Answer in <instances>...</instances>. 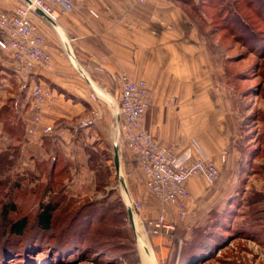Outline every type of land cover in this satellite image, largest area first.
<instances>
[{
	"label": "rangeland",
	"instance_id": "obj_1",
	"mask_svg": "<svg viewBox=\"0 0 264 264\" xmlns=\"http://www.w3.org/2000/svg\"><path fill=\"white\" fill-rule=\"evenodd\" d=\"M199 3L202 5H198L201 8L197 15L201 32L207 36L213 90L220 97L221 105L214 113V127L229 128L233 138L225 149L226 161L223 163L219 158L218 179L208 183L199 177L192 178L200 181V192L193 196L189 192L193 207L189 205L185 220L178 221L176 213L172 218L166 213L167 223L173 224L174 230L152 234L149 224L158 217L159 204L143 181L132 182L133 177L128 176L127 166L136 168V162L118 138V123L112 106L95 97L96 104L86 116L97 112L99 118L94 125L79 128L75 134L82 133L88 141L92 134L93 137L102 134L100 139H91L87 158L80 154L85 142L78 143L80 150L71 149V157L75 159L73 170L56 178L46 177V173L43 177H32L23 170V159H16L9 173L0 176V207L15 202L27 209L32 206L34 210L36 198L45 192L43 202L54 203L56 211L54 229L44 238L58 242L42 253L43 234L32 231L37 234V242L32 245L23 239L19 248L11 252L13 260L9 262L8 257L0 256V264H144L138 243L141 232L157 264H188L183 262L184 254L195 243L207 241L206 234L217 240L216 248L210 250V257L204 261L189 264H264V59H261L264 54V12L261 11L264 0H199ZM7 106L11 108L10 104ZM33 111L27 125L22 123L20 127L28 136H31L28 127L35 114L34 108ZM13 116L5 117L8 126L14 125L16 118ZM209 135L213 138L211 133ZM216 137L218 141L219 135ZM114 145L119 146L120 174L113 166ZM83 160L88 161V175L87 169L80 167ZM49 167L50 160L42 169L47 171ZM77 174L83 177L78 178ZM76 177L77 181H73ZM138 191L144 199L136 193ZM131 202L139 205V210L132 212V219L133 214L138 216L139 233L127 216L126 205ZM89 205H93L91 210H88ZM121 207L125 216H121L120 221L118 211ZM1 217L0 212V253L2 248H8L13 241L19 244L22 239L8 235V221ZM219 217L228 222L223 231L215 227ZM9 220L11 222V217ZM101 220L103 224H99ZM72 240L84 245L85 250H74ZM63 242H70V245L61 246ZM27 246L30 248H25Z\"/></svg>",
	"mask_w": 264,
	"mask_h": 264
},
{
	"label": "crops",
	"instance_id": "obj_2",
	"mask_svg": "<svg viewBox=\"0 0 264 264\" xmlns=\"http://www.w3.org/2000/svg\"><path fill=\"white\" fill-rule=\"evenodd\" d=\"M19 2L0 0V10L11 11ZM199 4V0H147L143 4L137 0H88L73 12L58 14L52 23L33 12L30 20L44 37L51 64H36L23 79L10 55L0 51V108L10 104L16 114L11 134L5 133L0 123V152L17 147L23 170L36 177L42 161L50 160L51 166L62 160L73 170L71 149L78 151V143L85 142L80 154L87 158L91 139H100L102 134H92L90 141L82 133L75 134L78 121L95 106V97L109 103L116 116L119 76L125 74L133 80L143 79L150 89L153 103L144 127L151 137L181 159L207 157L217 166L221 152L229 148L233 138L229 128L214 127V113L221 105L213 90L207 36L201 32L196 12ZM36 85L48 87L52 98L49 106L40 110L39 133L28 136L18 127L31 119V90ZM115 122L119 123L116 117ZM47 126L55 132H40ZM87 164L84 160L80 164L81 169H87L86 175ZM119 167L121 170V160ZM127 168L132 182L139 179L145 185L137 166L139 171L133 165ZM199 185L197 178L187 182L192 196L199 194ZM140 196L143 198L142 193ZM192 196L188 208L193 207ZM175 211L169 207L168 217ZM141 216L145 218V214Z\"/></svg>",
	"mask_w": 264,
	"mask_h": 264
},
{
	"label": "built area",
	"instance_id": "obj_3",
	"mask_svg": "<svg viewBox=\"0 0 264 264\" xmlns=\"http://www.w3.org/2000/svg\"><path fill=\"white\" fill-rule=\"evenodd\" d=\"M88 0H20V4L11 11L0 10V51L8 53L15 63V71L23 79L31 73L36 64L49 67L51 56L45 49L44 37L37 26L30 20L34 10H40L52 21L57 15H65L85 5ZM147 0H137L143 4ZM92 17L97 14L88 9ZM119 99L116 110L118 120V138L124 143L132 155L137 167L143 174L145 185L150 195L158 202L160 210L154 223L149 224V231L158 235L174 230L173 224H168L166 213L168 207H175L176 218L183 221L188 215L190 194L187 189L189 179L199 177L208 183H214L219 177L217 166L207 157L184 159L178 157L173 149L157 143L144 127L147 110L152 106V97L147 83L143 79L133 80L121 74L119 76ZM94 97V96H92ZM31 100L35 114L28 134L36 136L39 133L41 116L40 108L49 106L51 90L42 85H36L31 90ZM172 105L171 102H169ZM99 114L90 113L82 118L79 128H88L95 124ZM43 134L55 132L51 126L43 127ZM227 152L223 150L221 162L226 161ZM132 204V205H131ZM126 205L137 211L139 205L135 202Z\"/></svg>",
	"mask_w": 264,
	"mask_h": 264
},
{
	"label": "trees",
	"instance_id": "obj_4",
	"mask_svg": "<svg viewBox=\"0 0 264 264\" xmlns=\"http://www.w3.org/2000/svg\"><path fill=\"white\" fill-rule=\"evenodd\" d=\"M201 5L197 6L196 12H199V8H201ZM261 9H262V7H261ZM261 11L264 12V8ZM261 59H264V54L261 56ZM12 112H13L12 109L9 106H7L6 104L0 108V123L2 125V130H4V132L7 134H11L13 132V128H14L13 126H8V124L6 123L8 116L14 115V113L12 114ZM6 116H7V118H5ZM14 117H15V115L13 116V118ZM21 125H20V127H21ZM20 127H18V128H20ZM18 158H19V151H18L17 147L16 148L12 147L8 150L1 151L0 152V176H2V175L6 176V174L9 173V170H11L13 168V166H15L16 159H18ZM44 164H45V162L42 161L37 165V169H36L37 173L36 174L38 175V177H43V176H45V173H46V177H49V178L55 177L56 178V177L62 176L61 174L64 175V174H68V172H69V170H68L69 165L67 163L64 164V162L62 160L55 161L49 167V170L47 169V171H43V169H42L44 167ZM29 175L32 177H36L32 173H29ZM47 189H49V187L46 185V190ZM44 194H45V192L40 194L41 197L36 198L37 203H36V207L34 210H33L32 206H31V209L29 207L27 209L26 206H23V205L18 206L19 204L17 205L15 202H10V203L4 204L0 207V212L2 213L1 220L5 219L6 221H8V223H7L8 235L12 236V238L13 237L14 238H18V237L22 238L19 241V244L17 243V241H13L14 243L9 245L8 248H6V249L2 248L0 256H2L3 258L8 257L9 262L13 260V255L11 252L13 250H15V248L18 245L21 244V241L23 239L29 240V244H32V245H34L37 242V240H36L37 234H33L32 231H39L43 234V238L40 240V242L42 243V245H41L42 253L46 250V248H50L52 245L58 244L57 241H53L52 239H45L44 238L45 235H50V233L52 232V229H54L53 228V226L55 225L54 213L56 211V205L54 203H51L50 201L46 202V203L43 202ZM16 197L18 198V195H16ZM106 200H107V198L105 199V202H106ZM91 206H93V205H89L88 210H91ZM118 212H119L118 215L120 216V221H121L122 220L121 216H125V211H124L123 207H121V209ZM11 214H12V216H11ZM14 215L16 217H19V216L20 217L17 219H14L15 218V217H13ZM9 217H11V222L9 220ZM215 222H216L215 227L220 228V230H222V231H223L224 225H226V223H228V222L222 221V219L220 217H219V219H216ZM103 223H104V220H101L99 222V224H103ZM31 224H34V225H31ZM94 232H95V230H94ZM205 240H207V241L203 242V240H202L200 243L197 242L193 245V247H190L188 249V252H187L188 254L185 253L183 256V258H184L183 262H186L188 264L192 263V262L200 263V262L204 261L205 259H207L208 257H210V255H211L210 250L213 251L214 248H216L217 240L212 238V236L208 235V234L205 235ZM210 240H212V241H210ZM72 241L74 242V245H73L74 250H76V251L85 250L86 247L84 245H78L77 242H75L74 240H72ZM193 241H194V239H193ZM64 244L68 246V245H70V242H67V243L63 242L60 245L63 246ZM17 248H19V247H17ZM25 248H30V246H27ZM69 248H71V247H69ZM96 250L98 251V249H96ZM29 261H31V258H30V260H27L26 263ZM9 262H8V264H9Z\"/></svg>",
	"mask_w": 264,
	"mask_h": 264
},
{
	"label": "bare ground",
	"instance_id": "obj_5",
	"mask_svg": "<svg viewBox=\"0 0 264 264\" xmlns=\"http://www.w3.org/2000/svg\"><path fill=\"white\" fill-rule=\"evenodd\" d=\"M133 223L135 225L136 231L139 233V231H141V226L138 225V216L136 214H133ZM145 240V235L143 232H141L138 236V243L140 246L144 264H157L153 255V251L147 246Z\"/></svg>",
	"mask_w": 264,
	"mask_h": 264
},
{
	"label": "water",
	"instance_id": "obj_6",
	"mask_svg": "<svg viewBox=\"0 0 264 264\" xmlns=\"http://www.w3.org/2000/svg\"><path fill=\"white\" fill-rule=\"evenodd\" d=\"M34 13L37 14L38 16L46 19L50 23H52V20L49 17H47L46 15H44L40 10L36 9V10H34ZM112 150H113L114 169H115L116 173L118 174L120 171V167H119V146L114 145ZM127 216H128L130 223L133 225L132 210L130 208H127Z\"/></svg>",
	"mask_w": 264,
	"mask_h": 264
}]
</instances>
